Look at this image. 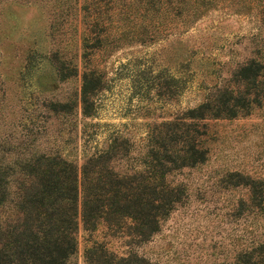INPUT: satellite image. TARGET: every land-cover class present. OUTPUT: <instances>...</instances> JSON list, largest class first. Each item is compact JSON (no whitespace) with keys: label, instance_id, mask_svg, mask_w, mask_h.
<instances>
[{"label":"rangeland","instance_id":"1","mask_svg":"<svg viewBox=\"0 0 264 264\" xmlns=\"http://www.w3.org/2000/svg\"><path fill=\"white\" fill-rule=\"evenodd\" d=\"M94 15L105 39L90 65L102 87L85 115L81 46ZM59 59L67 63L65 79ZM252 59L262 66L259 85L250 88L258 101L234 116L201 120L207 158L167 175L185 192L159 229L137 240L102 220L86 229L79 218L70 264H86L95 243L149 264H219L264 242V0H0L4 161L57 153L80 168L87 156L125 141L129 151L120 149L112 164L130 169L156 125L217 90L249 95V83L234 74ZM52 101L69 105L54 109ZM253 188L263 197L258 206Z\"/></svg>","mask_w":264,"mask_h":264},{"label":"trees","instance_id":"2","mask_svg":"<svg viewBox=\"0 0 264 264\" xmlns=\"http://www.w3.org/2000/svg\"><path fill=\"white\" fill-rule=\"evenodd\" d=\"M93 17L81 46L85 65L80 103L85 115L92 113V97L102 87L101 74L90 65V60L93 50L103 44L104 28H99V19ZM261 68L252 59L235 72L234 79L249 83L246 97L229 89L217 90L197 106L185 109L182 116L156 125L144 154L136 158L130 169L120 170L112 164L120 149L129 151L125 141L111 143L87 156L80 168L57 153L0 160V264H70L77 249L79 218L86 229H94L102 220L108 227L125 231L137 240L150 238L159 229L160 219L185 192L183 184H173L167 175L207 158V147L200 138L206 132V123L201 120L247 111L258 101V97H251L250 88L259 85ZM66 69L65 60L59 59L60 79L67 78ZM52 105L64 110L69 102L52 101ZM249 182L254 186L255 180ZM256 191L260 192L251 189V199L258 206L263 197ZM85 262L148 263L137 254L115 257L101 243L86 248ZM219 264H264V242L243 249L232 262Z\"/></svg>","mask_w":264,"mask_h":264}]
</instances>
